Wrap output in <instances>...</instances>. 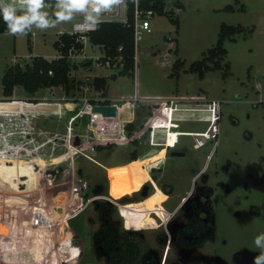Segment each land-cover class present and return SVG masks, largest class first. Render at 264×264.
I'll return each mask as SVG.
<instances>
[{
	"label": "rangeland",
	"instance_id": "374dc122",
	"mask_svg": "<svg viewBox=\"0 0 264 264\" xmlns=\"http://www.w3.org/2000/svg\"><path fill=\"white\" fill-rule=\"evenodd\" d=\"M164 1L168 14L154 15L151 31H143L136 42L133 74L110 78L122 66L100 64L104 48L88 41L78 57L70 58L77 84L71 95L62 87L41 88L36 98L25 100L35 103L36 110L29 107L25 113L6 111L0 103V264H110L97 254L109 249L96 232L101 219L120 235L134 236L143 253L158 254L159 264H171L167 253H173L172 243L188 246L184 229L195 200L215 203L216 239L194 248L187 263L253 264L259 255L254 240L264 232V0ZM229 5L235 9L227 10ZM44 11L53 18L51 6ZM171 18H179V25ZM224 24L244 27L235 40L226 41L224 63L232 74L224 78L219 69L200 79L187 72L216 46ZM71 25L66 21L46 30L33 27L26 35L0 34V100H9L3 84L7 68L17 62L24 66L36 55L58 58L54 43L59 31ZM177 59L186 62L179 77L172 75ZM97 77L109 78L108 93L96 89ZM197 94H206L200 107L207 109L213 99L221 104L218 139L183 135L167 153L155 152L150 149L148 108L132 104L121 115L125 102L135 103V98L170 102ZM15 96L27 98L22 85ZM86 98L99 105L112 101L117 116L85 107ZM173 115L169 109L153 120L155 141L177 142L169 129ZM198 116L175 129L205 131L209 123ZM135 147L141 158L129 161ZM163 160L165 172H155L153 180L150 168ZM146 183L156 192L146 199L132 195ZM166 188L177 193L169 198ZM74 192L76 204L71 202ZM46 197L62 213L54 209L50 214ZM211 212L207 228L213 232V208ZM180 252L187 253L174 251Z\"/></svg>",
	"mask_w": 264,
	"mask_h": 264
},
{
	"label": "trees",
	"instance_id": "16d2710c",
	"mask_svg": "<svg viewBox=\"0 0 264 264\" xmlns=\"http://www.w3.org/2000/svg\"><path fill=\"white\" fill-rule=\"evenodd\" d=\"M49 6L54 8L51 3H49ZM165 6L164 0H140L141 8L156 10L159 15L168 14ZM134 9L135 0H128V23L103 21L98 23L96 30L88 33L90 42L93 45L104 48L105 55L100 57L98 62L106 64L109 61L111 66H122V70L118 74L110 77L112 79H116L121 75L133 74L136 67ZM226 9L234 10L235 7L229 5ZM171 20L177 25L180 23L179 18H171ZM6 30L7 25L0 19V34ZM241 31H244L243 26L224 24L216 46L205 52L202 59L192 63L187 72L195 73L200 79H204L209 71L222 69L224 71V78L230 76L232 74L230 64L224 63L228 54L226 41L228 39L235 40L236 33ZM54 45L59 49L61 54L56 59L49 60L44 56L36 55L32 57L30 63L24 66L17 62L7 68L3 78L5 98L13 97L15 87L19 85H22L31 94H35L41 88L62 87L66 96L71 95V92L76 89L77 84L75 83V79L71 77L72 65L69 59V52L73 47L77 52H81L84 45L78 41L77 35H72L67 32L59 35ZM185 63V61L177 59L173 65L174 73L172 75L179 77L181 70L185 67ZM85 64H92V60H87ZM50 71H52V74H50ZM95 84L98 91H101L103 94L108 93L109 78L97 77ZM1 102L4 104L6 111L21 110V113H25L29 107H33L32 109L36 110L35 103L30 105L18 100H3ZM105 103L111 104V101L107 100ZM132 104L136 106L135 108H140L145 105L151 113V116H157L165 106L168 108L163 114L160 113V116L167 114L170 109L168 106L169 102L165 100H147L135 103L127 101L121 110V115H124L128 110L130 111ZM137 158L138 151L137 149H133L130 152L129 161H134ZM6 166V169L9 170L8 165ZM5 170L4 172H6ZM101 205H98L99 208H101ZM98 235L101 238L103 237L101 244L108 246L111 253H119L114 257L116 264H128L136 258L137 253L142 252L141 246L134 236L128 233H122L120 235L118 228L108 223L103 224V228L98 232ZM114 238L117 240L113 241Z\"/></svg>",
	"mask_w": 264,
	"mask_h": 264
},
{
	"label": "flooded vegetation",
	"instance_id": "af4514ba",
	"mask_svg": "<svg viewBox=\"0 0 264 264\" xmlns=\"http://www.w3.org/2000/svg\"><path fill=\"white\" fill-rule=\"evenodd\" d=\"M188 96V94H184V96ZM206 94H203V95H199L197 94L198 97L196 96H192L190 97V99H183V101H178L179 99H175L176 103H174L171 108L174 109V115H173V121H172V127H169V129H172L173 130V127H174V123L178 122L180 119L179 117L177 116L178 112L177 111H187V110H191L192 112L195 113V115L198 113L200 116L198 117H195V119H198L199 121H203V122H208L209 125L208 127L206 128L205 131L203 132H189V131H182V132H179V131H174V134L177 135V138H176V141L175 143H169L167 141L164 140H158V141H155V138L153 137L152 138V135L154 134V129L151 127V125H148L149 128L151 129V139H150V149L155 151V152H159L163 149L166 150V153H167V149H170L171 147L173 146H177L179 145L180 143V137L183 136V135H197V136H202L201 134L205 133V132H209V130L211 129L212 126H215L216 127V132L211 136V134L209 133V137H204L206 138L207 140L209 139H218L217 138V134L219 133V120H220V114L221 112L217 113L216 114V120L215 121H211L209 120L210 119V116L208 117H202L204 114H201L202 111H204L206 108H203V107H200L202 104V101L204 100H207L206 97H205ZM182 97V96H181ZM187 98V97H185ZM215 99H213L212 101H214ZM171 101V100H170ZM211 101H209L210 103ZM170 103L169 102V105L170 106ZM208 103V105H209ZM190 105V106H189ZM191 105H194V106H191ZM189 108H188V107ZM176 107V108H175ZM187 109V110H186ZM153 117V116H151ZM194 118V116L192 117ZM207 118V119H206ZM166 138V137H165ZM153 139V140H152ZM158 143L159 145H156L154 146L153 143ZM140 146V145H139ZM137 146V147H139ZM137 147H135V149H137V151L139 150ZM165 153V155H166ZM142 153H140V150L138 151V159L141 158V155ZM164 155V157H165ZM174 155H181V153H178V152H175ZM135 161V160H134ZM151 172H152V179L154 180V177L157 176V174H155V172H160V173H163L165 172V168H164V160L161 162V164L159 165H153L151 168H150ZM159 182V180H157ZM160 183V182H159ZM175 183V182H174ZM175 188H176V185L174 184ZM192 186V184H191ZM191 186H189L191 189ZM175 188H166L167 192H168V195H169V198L172 197L175 193H177V190ZM205 189V188H204ZM153 191L154 193L156 192L154 190V188L146 183V184H143V186L141 187L140 190L136 191L135 193H133L132 195L135 196H141L143 199L145 198H148L150 195V192ZM153 193V194H154ZM164 193V192H163ZM166 194V193H164ZM195 200V199H194ZM197 202V205L195 207V209L192 211V215L190 217V219L187 221L186 223V226H185V229H184V232L186 233L185 234V238H186V241H187V245H184L183 243H181V246L182 248L180 249V246H178L176 244V241L174 243H172L173 245V253H167V257H168V261H170L171 264H193L192 262L191 263H187L186 259L187 258H190L192 255H194V253H191V251L200 246V245H203L205 242L207 241H215L216 239V228H217V224H216V211H215V203L212 202L211 200H208L207 202L205 203H200L199 201L195 200ZM211 208H213L214 210V217H215V228H214V231L213 232H210V230H208L209 228L208 227V224L210 223V221L212 220L213 218V213L211 212ZM104 218V217H102ZM189 218V217H188ZM101 225H99L98 229H97V234L98 232L103 228V224L104 223H107L105 221H103L101 219ZM164 238H166V236H162ZM161 237V241H165L164 238ZM102 240H103V237H102ZM101 240V241H102ZM160 240V239H159ZM102 247H105V248H109L108 246H104L103 244H101ZM141 246V245H140ZM142 249V247H141ZM175 252H179V251H184V252H187V253H174ZM97 254H101L102 256L100 257H107L108 261L110 264H116V260H114V257L119 254V253H111L110 249H108V253H97ZM183 254V255H182ZM180 255L184 256L182 258H180ZM186 255V257H185ZM158 254L156 253H137L136 254V258L134 260H132V262L128 263V264H159V259H158ZM194 258V257H193ZM212 264H219L217 263L216 261L213 262Z\"/></svg>",
	"mask_w": 264,
	"mask_h": 264
},
{
	"label": "clouds",
	"instance_id": "9594fccd",
	"mask_svg": "<svg viewBox=\"0 0 264 264\" xmlns=\"http://www.w3.org/2000/svg\"><path fill=\"white\" fill-rule=\"evenodd\" d=\"M49 3L55 9L53 18L44 11ZM112 3L114 0H108L107 6H101V13L97 14L93 11L96 7L93 0H0V19L7 25L9 33L26 35L33 27L40 30L54 28L59 23L72 20L77 13H83L85 23L96 24ZM215 117L216 114L211 113L209 120L215 121ZM254 244L261 251L254 257L253 264H264V232L255 237Z\"/></svg>",
	"mask_w": 264,
	"mask_h": 264
},
{
	"label": "built area",
	"instance_id": "2783aa9c",
	"mask_svg": "<svg viewBox=\"0 0 264 264\" xmlns=\"http://www.w3.org/2000/svg\"><path fill=\"white\" fill-rule=\"evenodd\" d=\"M11 2H16V0H11ZM93 2L96 5V7H95V9H93V11L95 13L99 14V13H101V10H102L101 6L106 7L108 0H93ZM46 6H49V4H46ZM156 14H158V12L156 10L143 9L140 7V0H135L134 19L133 20H134L136 42L141 37V33L143 31H148V32L151 31L150 19ZM103 21H120L123 23H128V21H129L128 0H114V3L111 4V7L107 11H105L101 14V18H100L99 22H103ZM67 22H72L71 28L69 30L61 29L59 31L58 35H61L65 32L72 34V35H77L78 41H80L84 45V48L82 49V51H84L86 43L88 41H90L88 33L96 30L99 22L96 24L85 23L83 13L75 14L73 19L70 21H67ZM80 54L81 53L77 54V50L73 47L69 52V59L71 57H78ZM98 60H99V58L97 59V61ZM100 64H103V63H100ZM106 64H110V62L108 61ZM50 74H52V71H50ZM138 101H139V99H137V98L134 99V102H138ZM85 102H86L85 107L94 106L95 104L96 105L99 104V103L93 104L92 101L88 98L85 99ZM170 102L171 103H170L169 107H171L174 103H176L175 99H171ZM85 107L81 110V113H80L81 115L84 113ZM166 110H167V107L165 106V107H163V109L160 113L163 114L164 112H166ZM207 110L208 111L210 110L209 112H212V115L217 114L219 112L218 101H216V100L211 101L209 103V107L207 108ZM97 113L102 114L100 112H97ZM160 113L157 116H153V117H150L148 119V123H150L151 126L153 124V120L156 117L160 118V115H161ZM72 119L74 120V118H72ZM94 124L95 123H91V126H94ZM201 135H202V137H209V132H205Z\"/></svg>",
	"mask_w": 264,
	"mask_h": 264
},
{
	"label": "crops",
	"instance_id": "0c3cea01",
	"mask_svg": "<svg viewBox=\"0 0 264 264\" xmlns=\"http://www.w3.org/2000/svg\"><path fill=\"white\" fill-rule=\"evenodd\" d=\"M49 7V6H48ZM54 9V8H53ZM55 10V9H54ZM58 57V56H57ZM46 58V57H45ZM48 59V58H47ZM53 59H55V58H53ZM49 60H52V59H49ZM16 87H18V86H16ZM16 87H15V91H16ZM52 88H54V87H52ZM15 91H14V95H13V97H11V98H8L9 100H18V101H21V102H25V100L26 99H30V98H36V93L35 94H31V93H29V92H27L26 91V93H27V98H17L16 96H15ZM179 94H178V96H180V95H182V91L181 90H179ZM184 93V92H183ZM35 95V96H34ZM4 98H5V96H4ZM7 99V98H6ZM4 99H1L0 101H3ZM157 100H162V99H157ZM39 102H44V101H39ZM26 103V102H25ZM38 103V102H37ZM100 104V103H99ZM98 104V105H99ZM111 104H113V102L111 101ZM105 105H107V104H105ZM124 106V105H123ZM94 107V106H93ZM119 107V106H118ZM188 107V106H187ZM168 108V107H167ZM170 109H172L171 107H169ZM189 108V107H188ZM218 109H219V113L221 112V104L218 102ZM187 110V109H186ZM210 111V110H209ZM207 109H205L204 111H202L201 112V114H206L208 117L211 115V113L212 112H209ZM178 112V114H177V116L179 117V121L178 122H176V123H174V127H173V130L174 131H179V132H182V131H184L183 129H175V127L176 126H179V124H180V122H182V121H185L186 119H189V118H192L193 116H195V113L194 112H192L191 110H187V111H177ZM129 122H131V120H129ZM148 125H149V123H148ZM216 132V127L215 126H212L211 127V129L209 130V133L211 134V136L214 134ZM219 134H220V124H219V133L217 134L218 136H217V138L219 137ZM127 163H129L128 161L127 162H124V163H122V164H127ZM116 165H120V164H116ZM113 166H115V165H113ZM64 192V191H63ZM63 192H58V193H56V194H61V193H63ZM53 196H55V194L53 195ZM47 198H49V197H46V203H47V205L49 206L48 208L50 209V210H52V212L50 213V214H53V212H55L54 211V209L56 210V211H60L61 213H62V211H61V208H58L57 207V209L54 207V204L52 203V201H51V199H50V202H49V200L47 199ZM76 198H78L77 197V194L75 195V192H74V195H72V198H71V202H73V204H76V202H77V200H76ZM56 213V212H55ZM61 220L63 219V218H60ZM64 221V220H63ZM68 221V220H67Z\"/></svg>",
	"mask_w": 264,
	"mask_h": 264
},
{
	"label": "water",
	"instance_id": "95a60500",
	"mask_svg": "<svg viewBox=\"0 0 264 264\" xmlns=\"http://www.w3.org/2000/svg\"><path fill=\"white\" fill-rule=\"evenodd\" d=\"M93 110L95 112H101L107 116H117V107L113 104L94 105Z\"/></svg>",
	"mask_w": 264,
	"mask_h": 264
},
{
	"label": "bare ground",
	"instance_id": "6f19581e",
	"mask_svg": "<svg viewBox=\"0 0 264 264\" xmlns=\"http://www.w3.org/2000/svg\"><path fill=\"white\" fill-rule=\"evenodd\" d=\"M207 119V118H206ZM150 124V123H149Z\"/></svg>",
	"mask_w": 264,
	"mask_h": 264
}]
</instances>
